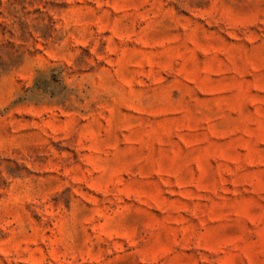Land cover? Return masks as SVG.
I'll return each mask as SVG.
<instances>
[{
	"label": "rangeland",
	"instance_id": "obj_1",
	"mask_svg": "<svg viewBox=\"0 0 264 264\" xmlns=\"http://www.w3.org/2000/svg\"><path fill=\"white\" fill-rule=\"evenodd\" d=\"M0 264H264V0H0Z\"/></svg>",
	"mask_w": 264,
	"mask_h": 264
}]
</instances>
